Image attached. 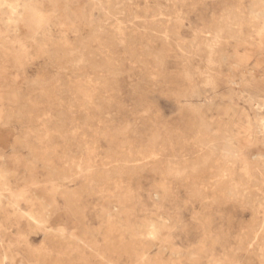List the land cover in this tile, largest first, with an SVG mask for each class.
I'll use <instances>...</instances> for the list:
<instances>
[{"label": "rangeland", "instance_id": "obj_1", "mask_svg": "<svg viewBox=\"0 0 264 264\" xmlns=\"http://www.w3.org/2000/svg\"><path fill=\"white\" fill-rule=\"evenodd\" d=\"M263 256L264 0H0V264Z\"/></svg>", "mask_w": 264, "mask_h": 264}, {"label": "bare ground", "instance_id": "obj_2", "mask_svg": "<svg viewBox=\"0 0 264 264\" xmlns=\"http://www.w3.org/2000/svg\"><path fill=\"white\" fill-rule=\"evenodd\" d=\"M41 1H42V0H41ZM44 1H45V0H44ZM46 1L49 2V3H53V4H56V3L58 2V0H46ZM261 3H262V2H261ZM234 19H235V17H234ZM240 21H241V20H240ZM218 22H219V20H218ZM217 31H218V30H217ZM234 33H235V32H234ZM219 34H220V32H219ZM212 36H213V35H212ZM76 59H77V58H76ZM185 78H186V77H185ZM195 93H196V92H195ZM189 95H191V94H189ZM201 125H202V124H201ZM204 128H205V127H204ZM201 131H203V130H201ZM205 137H206V136H205ZM199 140H200V139H199ZM201 142H202V141H201ZM204 142H205V140H204ZM199 144H200V143H199ZM204 144H205V143H204ZM154 146H155V145H154ZM212 146H213V145H212ZM200 147H201V146H200ZM202 148H203V147H202ZM203 149H205V148H203ZM207 149H208V147H207ZM212 149H213V148H212ZM210 150H211V149H210ZM145 151H146V150H145ZM213 151H214V150H213ZM146 152H147V151H146ZM129 153H130V152H129ZM216 153H217V152H216ZM144 154H145V153H144ZM132 156H133V155H132ZM125 157H126V156H125ZM213 157H214V156H213ZM113 158H114V157H113ZM131 158H132V157H131ZM133 158H134V157H133ZM225 158H226V157H225ZM230 158H231V157H230ZM230 158H229V159H230ZM140 159H141V158H140ZM111 160H112V159H111ZM200 160H201V159H200ZM206 160H207V159H206ZM210 162H211V161H210ZM210 162H209V163H210ZM222 162H223V161H222ZM203 163H204V162H203ZM109 164H110V163H109ZM122 164H123V163H122ZM136 164H137V163H136ZM136 164H135V165H136ZM210 164H211V163H210ZM222 164H223V163H222ZM198 165H199V164H198ZM212 165H213V164H212ZM166 166H167V165H166ZM184 166H185V165H184ZM112 167H113V166H112ZM182 167H183V166H182ZM182 167H181V168H182ZM212 167H214V165H213ZM164 168H165V167H164ZM181 168H180V169H181ZM190 168H192V167H190ZM201 168H202V167H201ZM210 168H211V167H210ZM210 168H209V169H210ZM169 169H170V168H169ZM127 170H128V169H127ZM200 170H201V169H200ZM220 170H221V169H220ZM222 170H223V169H222ZM116 171H117V170H116ZM183 171H184V170H183ZM183 171H182V172H183ZM186 171H187V170H186ZM122 172H123V171H122ZM128 172H129V171H128ZM182 172H181V173H182ZM200 172H201V171H200ZM112 173H113V172H112ZM164 173H165V172H164ZM173 173H174V172H173ZM173 173H172V174H173ZM178 173H179V172H178ZM181 173H180V174H181ZM187 173H188V172H187ZM189 173H190V172H189ZM114 174H115V173H114ZM160 174H161V173H160ZM165 174H166V173H165ZM168 174H169V172H168ZM120 175H121V174H120ZM177 175L179 176V174H177ZM183 175H184V174H183ZM193 175H194V174H193ZM225 175H226V174H225ZM99 176H100V175H99ZM101 176H102V175H101ZM181 176H182V175H181ZM189 176H190V175H189ZM215 176H216V175H215ZM110 177H111V176H110ZM121 177H122V176H121ZM164 177H165V176H164ZM58 178H59V177H58ZM111 178H112V177H111ZM173 178H174V176H173ZM59 179H60V178H59ZM61 179H62V178H61ZM108 179H109V178H108ZM115 179H116V178H115ZM175 179H176V177H175ZM195 182H196V181H195ZM219 182H220V181H219ZM91 183H94V182H91ZM91 183H90V184H91ZM96 184H97V183H96ZM93 185H94V184H93ZM90 186H91V185H90ZM196 187H197V186H196ZM191 188H192V187H191ZM188 190H189V189H188ZM203 191H204V190H203ZM84 192H85V191H84ZM191 193H192V192H191ZM231 193H232V192H231ZM231 193H230V194H231ZM230 194H229V195H230ZM232 194H233V193H232ZM232 194H231V195H232ZM61 196H62V195H61ZM195 197H197V196H195ZM232 197H233V196H232ZM237 197H238V196H237ZM235 198H236V197H235ZM67 204H68V203H67ZM66 206H67V205H66ZM242 242H243V241H242ZM245 244H246V243H245ZM244 246H245V245H244ZM245 248H246V247H245ZM261 257H262V256H261ZM263 257H264V256H263Z\"/></svg>", "mask_w": 264, "mask_h": 264}]
</instances>
